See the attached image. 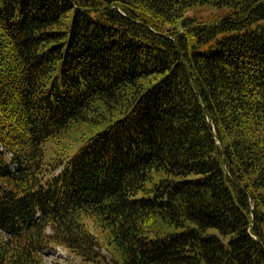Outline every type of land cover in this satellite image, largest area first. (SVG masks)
<instances>
[{
  "label": "trees",
  "instance_id": "obj_1",
  "mask_svg": "<svg viewBox=\"0 0 264 264\" xmlns=\"http://www.w3.org/2000/svg\"><path fill=\"white\" fill-rule=\"evenodd\" d=\"M86 219L122 264H264V0H0V264L103 263Z\"/></svg>",
  "mask_w": 264,
  "mask_h": 264
},
{
  "label": "rangeland",
  "instance_id": "obj_2",
  "mask_svg": "<svg viewBox=\"0 0 264 264\" xmlns=\"http://www.w3.org/2000/svg\"><path fill=\"white\" fill-rule=\"evenodd\" d=\"M229 13L228 8L218 7L217 6H207L205 7H194L187 9L186 13L184 14V18H196L204 22H208L214 18H221ZM79 133L75 132L74 130L69 132L68 134L64 135L59 140H53V142H49L44 146V154L45 159L51 160L56 158V153L59 150H63L64 147L76 143L79 139ZM62 140V141H60ZM85 229L89 231L99 242V247L97 248L100 256L103 260L101 264H122L121 260H119L118 254L112 250L111 248H107L106 246V236L103 234L102 230H100L95 224H93L92 220L86 219L85 220ZM150 227V226H149ZM56 248V247H55ZM44 264H93L92 263H82L79 262L80 259L75 257L73 254L69 253L64 248L60 247L55 249L53 253H46L44 254Z\"/></svg>",
  "mask_w": 264,
  "mask_h": 264
}]
</instances>
